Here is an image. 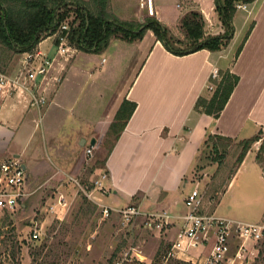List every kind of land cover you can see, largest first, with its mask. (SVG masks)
Masks as SVG:
<instances>
[{"label":"crops","instance_id":"crops-1","mask_svg":"<svg viewBox=\"0 0 264 264\" xmlns=\"http://www.w3.org/2000/svg\"><path fill=\"white\" fill-rule=\"evenodd\" d=\"M114 1L118 2L119 8L115 4L114 8L121 18L142 21L156 15L167 24L166 0H143L140 4L138 0ZM195 1L204 8L201 0ZM243 3L248 7L246 15L239 28L233 25L229 44L219 51L201 49L177 55L149 29L140 40L114 38L119 42L110 50L112 39L103 51L108 55L94 62L95 55L102 52L71 47L61 53L57 42L54 46L56 34L41 40L37 48L52 60L46 74L37 76L33 83L38 94L47 99L41 110L30 106V95L24 89L0 93V161L20 157L27 171L18 213L27 212L37 193L40 198L55 195V200L62 193L68 199L72 186L62 180L67 175L94 181L106 172L105 191L95 188L94 196L111 208L107 197L115 195L117 201L125 200L116 209L135 203L143 210L168 211L173 215L172 226L166 229L171 234L170 245L187 212L185 199L197 187L193 168L207 135L242 140L264 130V0ZM221 24L220 19L215 22L218 30L211 33L223 32ZM136 52L138 63L121 85L123 77L117 75L114 58ZM25 53L7 73L24 74L21 58ZM109 57L113 62L105 67ZM38 62L35 59L34 63ZM219 69H230L240 80L216 118L194 106L201 94H210L209 78ZM124 99L135 102L136 108L104 165L98 159L93 163L87 148L93 147L96 152ZM256 164L262 169L257 160ZM212 242L213 237L205 246L183 255L202 263Z\"/></svg>","mask_w":264,"mask_h":264},{"label":"rangeland","instance_id":"rangeland-1","mask_svg":"<svg viewBox=\"0 0 264 264\" xmlns=\"http://www.w3.org/2000/svg\"><path fill=\"white\" fill-rule=\"evenodd\" d=\"M141 1L143 2V0H138V4ZM116 2L112 0L114 11L115 5H117V9L119 8ZM165 2L168 3L164 20L167 23L166 25L178 37H184V33L180 29V18L190 10L202 11L207 21V30L210 33L217 32L218 28L215 22L218 24L219 16L215 10L214 0H201L203 9L199 2L195 0H166ZM241 2L244 1L241 0ZM129 6L132 5L129 4ZM209 11H211V15H209ZM246 11L244 9L236 11L233 20V25L236 29L240 27ZM221 25L223 26V24ZM57 35L58 33H56ZM53 41H55V46L57 39L54 38ZM118 42V40L113 39L109 49L116 48ZM126 46L129 47L131 45ZM38 49L45 52L42 48H36L32 52ZM103 51H99L102 53L95 55L94 62L100 61L103 56L108 55L105 52L103 53ZM139 52L128 53L129 56L122 55L114 58L117 59V75L120 73V77H123L120 81L121 85L127 82L136 67ZM24 56L21 58L22 65H24ZM17 60L9 64V70L16 65ZM112 62L113 57H109L104 66H110ZM112 102L113 100L109 107ZM238 141L230 144L222 166L215 160L208 159V154L200 150L193 168L195 170L194 179L198 181L195 186L199 188L204 197L203 208L200 212L213 214L216 209V213H214L216 216L243 222H255L264 215V170L262 171L263 168L261 169L256 164V151L259 143H255L247 153L241 169L239 167L234 176L227 180L234 168L236 156L241 149ZM89 155L93 163H95L97 159L102 161L105 158L106 151L100 143L96 152L94 151ZM199 165L203 167L196 171ZM71 178L77 179L83 187L94 186L93 181L67 175L62 180H65V185L69 184V186H72V190L68 193L65 207L63 204L61 206L58 204V198L55 200V195L51 197H44L43 195L40 198L37 193L32 199L27 212L21 215L18 213L15 221L11 220L14 226L9 239L10 245H8L6 251L0 252L1 264L7 262V264H117L118 258H121L126 253L133 256L139 253L141 256L148 257V262L152 264L159 263L160 254L169 247L168 242L171 235L166 229L160 230L150 224L155 222V218H152L150 214L160 211L144 210V214L142 213L136 217L129 213L124 214L119 210H125L127 206L132 205L139 209L142 207L132 203L126 207L116 209L117 206L125 203V200L117 201L115 195H111L106 197L112 205V210L108 216H105L102 211L103 207L99 203L92 201L96 196L92 199L88 197L85 191ZM222 182L224 184L217 189V185ZM189 187L192 188L193 184L190 183ZM105 205L109 206L108 204ZM52 206H54V210H52ZM166 212L169 213L168 211ZM35 213H37V220L40 221L42 226L41 238L36 241H26L24 236L27 237L29 235L30 224L32 225L31 218L35 216ZM28 239H30L29 236ZM236 244L237 241H234L231 254L235 252ZM247 247L249 249L246 255L247 258L244 259L243 263L237 261L235 264H264L263 245L248 241ZM8 252H10L11 257H8Z\"/></svg>","mask_w":264,"mask_h":264},{"label":"trees","instance_id":"trees-1","mask_svg":"<svg viewBox=\"0 0 264 264\" xmlns=\"http://www.w3.org/2000/svg\"><path fill=\"white\" fill-rule=\"evenodd\" d=\"M241 0H215V10L223 24L224 31L210 33L206 28V19L202 11L190 10L180 18V29L184 37L180 38L155 15H148L142 21L127 20L119 17L113 10L112 0H0V71H9V64L25 52L34 51L41 40L59 34L66 35L71 47L80 50H105L114 38L135 41L143 38L147 30H152L164 47L177 55L189 54L201 49L219 51L224 49L232 38L233 18L237 3ZM252 2L254 0H242ZM68 24V30H60L62 24ZM145 25L140 31L139 28ZM253 24H251L239 45V55ZM240 80L239 75L230 69H219L218 76L209 78V95H200L194 108L200 112L218 117L227 104L233 90ZM136 108V103L124 99L105 134L101 145L105 148L104 165L128 120ZM235 138L209 133L201 150L212 161L223 165L230 144ZM240 141V142H239ZM241 146L235 165L227 180L234 176L255 143L260 142L256 151V160L264 170V130L250 138L239 140ZM203 166L199 165V170ZM224 182L217 185V189ZM85 200H87L85 198ZM264 247V243L262 244Z\"/></svg>","mask_w":264,"mask_h":264},{"label":"built area","instance_id":"built-area-1","mask_svg":"<svg viewBox=\"0 0 264 264\" xmlns=\"http://www.w3.org/2000/svg\"><path fill=\"white\" fill-rule=\"evenodd\" d=\"M236 6L238 9L248 10L247 4L243 2H238ZM149 13L153 14L151 6H149ZM68 29L69 26L66 23L60 27V30ZM59 39L60 52H67L71 46L67 41L66 35L59 34ZM35 59H39L37 64L34 63ZM51 64L52 60L46 52L39 49L35 52H26L23 75L20 72L12 75L0 71V93L7 95L16 88L24 89L30 95V106L40 111L47 99L44 95L38 94L33 83L37 76L46 74ZM212 75L214 77L218 76V70L214 71ZM209 88L212 89L213 86L210 85ZM41 122L42 119H40ZM87 153L92 154L93 147L87 148ZM107 177L108 175L105 172L100 179L94 180L93 188L85 186L84 188L77 179H71L92 199L95 197L92 192L95 188L105 191L103 180L107 179ZM26 179L27 171L20 157L12 156L0 161V252L6 251L8 245H10L9 239L14 226L11 220L15 221V217L21 208V200L25 195L23 186ZM203 199L204 197L198 187L192 189L187 195L185 199L187 212L182 216L181 227L168 249L160 254L158 264H235L237 261L243 263L249 252L248 241H253L254 244L264 243V215L258 221L243 222L216 216L214 213L200 212ZM94 201L103 207V214L108 216L112 208L102 203L98 197H95ZM58 204L60 206L63 204L64 207L67 205V199L62 193L58 195ZM51 208L54 210V206ZM140 209L132 205L127 206L125 210L120 209L119 211L136 217L142 213L144 214V210ZM36 216L37 213L31 218L32 225L30 224L31 230L28 235L30 239H28V236H24L26 241H36L41 238L42 226ZM150 216L155 218V222L150 224L160 230L167 229L173 219V215L166 211L152 212ZM211 237H213V245L202 263L192 257H184L183 254H188L190 250L205 246V243L210 241ZM234 241H237L236 250L231 254ZM7 255L9 257L10 252ZM147 258L139 253H136L135 256L126 253L121 258H118L117 264H152L147 261Z\"/></svg>","mask_w":264,"mask_h":264},{"label":"water","instance_id":"water-1","mask_svg":"<svg viewBox=\"0 0 264 264\" xmlns=\"http://www.w3.org/2000/svg\"><path fill=\"white\" fill-rule=\"evenodd\" d=\"M144 27H145V25H142V26L139 28V30H137V31H140V30L143 29ZM92 144H95V139L92 140Z\"/></svg>","mask_w":264,"mask_h":264}]
</instances>
